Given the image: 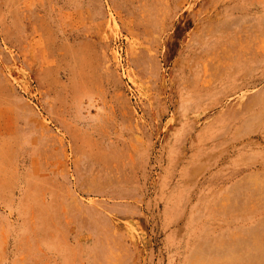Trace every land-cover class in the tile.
I'll list each match as a JSON object with an SVG mask.
<instances>
[{
	"label": "rangeland",
	"instance_id": "rangeland-1",
	"mask_svg": "<svg viewBox=\"0 0 264 264\" xmlns=\"http://www.w3.org/2000/svg\"><path fill=\"white\" fill-rule=\"evenodd\" d=\"M1 132L0 264H264V0H0Z\"/></svg>",
	"mask_w": 264,
	"mask_h": 264
},
{
	"label": "crops",
	"instance_id": "crops-1",
	"mask_svg": "<svg viewBox=\"0 0 264 264\" xmlns=\"http://www.w3.org/2000/svg\"><path fill=\"white\" fill-rule=\"evenodd\" d=\"M1 133L0 147L5 148L8 134ZM244 176L233 179L221 189L218 203L226 216L223 218L224 227H241L253 222H261L255 226H262L264 223V175L247 173ZM234 258L231 253L222 252L220 264H230L229 261Z\"/></svg>",
	"mask_w": 264,
	"mask_h": 264
}]
</instances>
